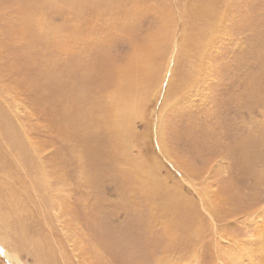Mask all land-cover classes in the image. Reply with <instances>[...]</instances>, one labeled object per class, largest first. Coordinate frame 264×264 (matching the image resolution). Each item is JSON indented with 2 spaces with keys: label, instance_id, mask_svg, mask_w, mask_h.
<instances>
[{
  "label": "rangeland",
  "instance_id": "374dc122",
  "mask_svg": "<svg viewBox=\"0 0 264 264\" xmlns=\"http://www.w3.org/2000/svg\"><path fill=\"white\" fill-rule=\"evenodd\" d=\"M116 1L113 13L117 22L113 26L108 19L110 25L106 30L104 20L97 18L99 15L109 17L110 10L100 11L96 0L85 1L86 4L96 3L95 9L87 13L83 0H0V176L5 186L7 182L14 183L10 193L0 185L3 189V194L0 193V247L15 254L22 264H83L88 256L89 264H180L169 236L170 233L180 237L175 228L179 221L176 204L177 187L183 184V176L175 164L182 168L181 172H186L184 177L198 172L197 175L204 178L211 175V164H216L220 170L216 169L214 179L220 181L225 176L227 162L223 155L226 134L238 139L243 132L244 135L256 134L259 129L241 125L239 121L241 117L248 119L251 112L264 109L258 104L264 102V0H231L230 5L224 4L225 0H196L197 3L195 0H133L132 7L128 5L130 0L128 3ZM202 2L210 8L217 7L219 19L222 18L218 22L221 21L222 26L223 20L227 21L229 38L211 32L217 18L211 23L212 27L205 25L208 18L197 14L203 9ZM239 8L243 14L237 25ZM162 27L175 37L172 76L163 80L160 92L150 100L148 109L142 108L143 121L130 125L136 139L129 136L127 140L109 142L103 134L100 117L101 107H105L113 87L101 94V82H105L104 86L108 84L111 68L122 66L120 59L133 51L130 48L133 42L143 45L144 38L150 34L164 35ZM189 32L201 36L200 41L206 35L212 36L211 50L204 43L195 50L200 41L190 37ZM190 43L193 45L189 46ZM162 52L169 58L173 56L170 46H163ZM113 57L117 61L111 67ZM202 58L201 66L197 60ZM205 63L209 66L208 83L190 72L192 69L205 72ZM164 74L168 76L162 70L161 75ZM237 80L242 94L248 95L245 98L248 102L227 111L224 83L232 88ZM159 81L158 75L153 74L150 84L153 87ZM165 81L173 82L172 90H166ZM187 81L192 83H185ZM180 85L187 91L173 95L179 92L175 87ZM68 88L79 91L78 104L83 111L90 106L97 109L93 116L96 126H89L95 155L90 161L85 160L86 164H78L70 150L78 134L88 135L86 129L78 130L82 121L87 122V117L73 111L72 99L77 101L74 95L68 97L64 92V97L56 96ZM201 88L209 92L207 100L201 103L203 106H198L200 103H195V107L186 106V101L201 95ZM163 94L169 103H165ZM175 98L178 102L172 104ZM65 100L71 103L68 111L62 106ZM138 104L136 97L131 106L135 108ZM173 105L175 108L168 109ZM163 108L167 109L161 126L157 118ZM124 109L127 110L128 105ZM257 125L258 121L254 126ZM172 130L176 131L174 135L169 134ZM195 132H198L197 137L193 139ZM7 134L18 136L24 145H29L25 148L27 152L32 150L31 145L35 148L38 145L49 159L50 165L44 164L47 171L58 167L56 163L63 160L66 165L64 185H54L57 181H53L54 186L48 187V178L37 177L30 165L21 163L22 159L19 161L22 171L16 168L12 162L15 160L12 141ZM132 145L149 162V174L162 176L163 192L148 193L134 187L128 174L132 175L141 167L130 151ZM232 152L236 154L237 148L233 147ZM231 162L237 165L242 160ZM83 165L92 176L84 185L79 181L84 177L86 167ZM58 168L61 170L62 166ZM259 172L255 175L258 174L256 178L261 181L264 175ZM239 175L249 177L246 168L239 169ZM185 190L196 207L197 194ZM221 196L228 198L226 192ZM16 204L18 212L14 211ZM196 213H200L199 209ZM21 219L26 225L20 230L17 226L22 225ZM229 220L235 221L234 218ZM23 230L30 231L29 235L25 236ZM70 239L84 245L83 258ZM210 249L198 251L182 263L195 259L196 264H241L244 260L243 257L237 262L216 253V248ZM0 264L17 263L0 254Z\"/></svg>",
  "mask_w": 264,
  "mask_h": 264
},
{
  "label": "bare ground",
  "instance_id": "6f19581e",
  "mask_svg": "<svg viewBox=\"0 0 264 264\" xmlns=\"http://www.w3.org/2000/svg\"><path fill=\"white\" fill-rule=\"evenodd\" d=\"M85 1L86 0H83V8L85 9L84 12L87 13L95 9L96 3L86 4ZM96 1L101 6L100 11H103L105 9L110 10L109 17L107 15L104 16L99 15L97 18L101 22L102 20H104V24H105L104 29L107 30L110 25L108 19H111V24L113 26L117 22L116 19L117 17L113 13V10H115L118 1L116 0H96ZM230 1L231 0H225L224 4L229 3L230 5ZM133 3L134 1L130 0V3H128V5L130 4L131 6ZM195 3H197L196 0ZM201 4H202L201 8L203 9L198 10L200 12H198L197 14L201 13L208 18V22H205V25H209L210 27H212L213 25L211 23H214V19L217 18L216 25L213 29H211V32L214 33L216 32L219 34L222 33L223 37L224 38L226 37L225 39L229 38L230 29L227 27V21L223 20L222 26H220L221 21L218 22L222 18L219 19V10H217V7H214V9L210 8L209 5H206L207 4L206 2H202ZM199 7L200 6H198V8ZM123 8L125 9L126 7ZM242 12H243L242 9L238 10V14H237L238 17L236 19L237 25H239L238 22H240L241 20L243 14ZM161 31L164 32L165 34L159 37H157L158 32L156 34H150L146 36V38H144L146 41L144 42L143 45L133 42L130 47L132 48L133 51L130 50L129 54L122 56L120 59L121 62L123 63L122 66L112 65L115 64L114 63L115 61H117L113 57L111 61V67L112 66L115 67L114 69L111 68L112 72L108 78L107 81L108 84L104 86L105 82L103 80L101 82V87H100L101 94L105 93L109 88L113 87L112 91L107 96L105 107L103 106L101 107V117H100V122L104 129L103 134L109 142L120 141V139L127 140L129 136L132 137L134 140L136 139V132L133 128L130 127V125L136 122L143 121L144 118L142 116L143 115L142 108L148 109L147 105H149L148 103L150 102V100L152 101L153 98H156V96L160 92L161 90L160 85L162 84L163 80L169 76L170 77L172 76L171 66L172 63L175 61V49H176L175 37H172V35L164 27H162ZM189 33H190V37H196L200 41L201 36L199 37L196 32H189ZM206 36H207L206 38L204 37L203 40L198 42L196 46L197 48L195 49L193 47V49L199 50V46L201 43H204V45H209V49H210V45L213 46L214 39H212L211 38L212 36L210 35H206ZM207 39L208 42L206 41ZM192 45L193 44L190 43L189 46ZM163 46H170L173 49L172 57L170 56L169 58V56H166L165 53L162 52ZM204 57L207 58V55L205 54ZM202 60L203 58L197 60V63L200 64L201 66H202L201 63ZM206 62L209 63L208 61ZM207 63L204 64L206 65L205 72H202L201 69H198L197 72L194 71L193 69L190 71L194 73L195 77L197 75L198 78L199 77L202 78L203 82L205 81L206 83H208L207 80V77L209 78L208 65H210V63L208 65ZM191 66L192 65H190V67ZM162 70L167 72L168 76H166V74L161 75ZM153 74H157L160 81L157 85L152 87L150 82ZM235 79H237V77L234 78V81H236ZM172 83L173 82L167 84L166 81L164 82V87L166 88V90L168 91L172 90L170 86L172 85ZM185 83H192V82L187 81ZM182 85L177 87L174 86L176 89H180V90L178 93L173 95H181L182 93L187 91V89L183 88ZM224 87L226 90V95L224 96L225 97L224 106L225 109H227V111H229L231 108H239L242 102L245 101L248 102L246 100L247 99L246 97L248 95L242 94L240 81H238L236 85H233L232 88L229 86V84H225V83H224ZM206 89L201 88L200 90L201 95H196L195 99L194 96L191 98V100L188 98L189 101H186V106L187 105L189 106L190 104L194 106L195 103L197 104L200 103L198 106L202 105L201 103L202 102L204 103L209 96L208 94L209 92H207ZM60 92H61L60 95L59 93L56 95L59 98L64 97V92H66V96L74 95L77 101L71 98L74 107L73 111L78 113L79 115L87 117V122L82 121L78 130L86 129L88 131V135L86 133H83L82 135L78 134V136L74 140L76 144L73 145L70 150V153L73 155V157H75L79 161L78 164H86L85 160L90 161L92 158L91 156L95 155L92 152L93 146L91 145V135L89 132V126H96L95 121H93V116L96 115L97 109H95L93 106H90L86 111H83L81 106L78 104V98L80 96V93L76 89L68 88L65 90H61ZM204 93L205 95H203ZM166 95H169V93L167 92ZM197 96L200 97L197 98ZM136 97L139 101V104L134 108V106H131V102H133ZM163 98H165L164 94H163ZM177 99L175 98L172 104H177L178 102ZM165 103H169V100H167V98H165ZM258 104L264 108V102L263 104H260L258 102ZM127 105H128V109L126 110L124 109V107ZM244 105L242 106L244 107ZM62 106L65 111H68L71 108V103L69 102V100H65ZM173 108H175L174 105L168 109H173ZM166 109L167 108H163V110L159 112L157 123H159L160 125L161 123H163V119L166 116V111H165ZM241 112L242 111H240L239 114ZM235 113L237 114L238 112ZM188 114L191 115L192 111L188 112ZM247 116H249L248 119L241 117L239 124L248 125L254 128L258 127L259 129L256 131V134H249L248 131L247 132L248 134L245 133L244 135L243 134L244 132L243 133L241 132L242 134L241 135L239 134L240 137L238 139H235L233 136L226 134L227 143L224 147L223 155L227 160V162H226V168L224 169L225 176L220 181L214 179V174H216V169L218 168V171L220 170L219 167H216V164H211V166L209 167V169L212 168L211 175L205 178L203 176L201 177L197 175L198 172H196L195 176L184 177L186 175V172H181L182 168L177 164H175V168L183 176V184L177 187L178 205L176 204L177 214H179V221L177 225H175V228L176 227L178 228V235L180 234V237L171 236L170 233L169 236L174 242L175 256L179 260L180 264H194L195 259L189 263H182V262L187 260V258L190 257L191 255L198 254V251L201 252L205 251L206 248L209 249L211 248L210 250H212V248L215 250L216 248L217 249L216 253H221V254L223 253L225 257L231 259L233 258L237 262H240L241 258L244 257V260L241 262V264H264V177L260 181L257 180L256 178L258 174L255 175L259 171H260L259 172L260 175L261 174L264 175V109L261 111L251 112ZM256 116H259L260 118L259 117L256 118ZM231 121L233 120L231 119ZM257 121H258V125L254 126V124ZM192 122H194V120ZM175 133H176L175 130L169 132V134L171 135H174ZM197 133L198 132L194 133L193 139L197 137ZM8 136L11 138L12 141L11 146L14 153L12 156L15 158L14 161L12 160L11 161L14 163L16 168L22 171L19 165V161L22 159L21 163L25 166L30 165L32 169L37 172L36 173L37 177L38 176L41 177L42 175L44 179L48 178V180L46 179V184L48 187L57 184L64 185L65 177H63V175L65 174L66 171V165L64 164L63 160L56 163L57 165L62 166L61 170L58 168L59 167L58 166L51 171H47V169L45 168L46 166L50 165V163L48 162L49 159L47 160V155L43 150L38 149V145H35L36 148L33 145H31L32 150H30V152H27L25 148L28 147L29 145H24L23 141L18 136L15 135H8ZM14 138L17 139L18 141H15ZM27 139H30V137ZM18 142H20V144H18ZM31 143L32 141L29 142V144ZM233 147L237 148L236 154L232 152ZM127 151L128 152L131 151L133 156L139 161L138 164L141 167V170L134 172L132 175L128 174V176H130V178L132 179L134 187L137 190H141L143 192H148V193L163 192L165 190V186L161 184L162 176L159 173L154 174L151 172V175L149 174V170L151 168L149 162L143 159L136 152L135 147L133 145L130 146V151L128 149ZM236 159H240L242 160V162H238L237 165L233 164L231 161H236ZM177 162L178 160L175 159L174 163ZM83 167H86L84 171V177L79 178V181L82 185L86 184L92 178V176H89V174L87 173V166L83 165ZM245 168L249 173L248 178L239 175V169L243 170ZM235 169L237 170V173H234ZM77 174H79V172ZM53 181H57V182L54 185H52L51 182ZM229 181H234L235 183L230 184ZM3 182H4L3 177L0 176L1 188L5 186ZM13 185L14 183L7 182L4 189L8 190L10 193L11 189L13 188ZM184 185H186L187 187H183ZM1 188H0V193L3 190ZM184 188L190 189L192 192L194 191L197 194L198 205L196 204V207L197 206L199 207L198 208L200 211L199 214L196 213V210L198 209H196V207L194 206L195 203L194 200H190L191 196L187 195L186 190ZM247 188L248 190H246ZM257 190L259 191L257 192ZM223 192H226L228 194V198L221 196ZM1 194H3V192ZM6 205L8 208L9 203L7 202ZM1 206L2 208L7 209L6 207H3V205ZM14 211L18 212L17 204L14 207ZM204 214L205 217H203ZM206 216H208L209 219H207ZM233 218L235 219V221L230 222L229 219H233ZM4 220L5 219H3V222ZM21 222L22 225L18 224L17 226L18 229L20 230L23 229V226L26 225V222L23 219H21ZM23 232H25V230H23ZM29 232L30 231L25 232V236L27 234L29 235ZM69 241L76 246L79 257L83 258V255L86 254V252L84 251V245H82L79 242H75V241L73 242L72 239H70ZM223 246H226L227 249L224 250L225 248H223ZM0 254L4 255L10 261H13L17 264H22L15 254L9 253L2 247H0ZM88 260H89V256L82 263L89 264Z\"/></svg>",
  "mask_w": 264,
  "mask_h": 264
}]
</instances>
